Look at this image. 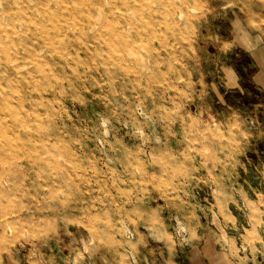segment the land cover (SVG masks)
Wrapping results in <instances>:
<instances>
[{"label":"rangeland","instance_id":"374dc122","mask_svg":"<svg viewBox=\"0 0 264 264\" xmlns=\"http://www.w3.org/2000/svg\"><path fill=\"white\" fill-rule=\"evenodd\" d=\"M135 1L0 3V264H264V0Z\"/></svg>","mask_w":264,"mask_h":264},{"label":"bare ground","instance_id":"6f19581e","mask_svg":"<svg viewBox=\"0 0 264 264\" xmlns=\"http://www.w3.org/2000/svg\"><path fill=\"white\" fill-rule=\"evenodd\" d=\"M38 4L31 7L30 3H33L34 0H6V2L0 3L5 7L4 13L10 14V11L14 9H18L19 11L23 9H30L33 14H40L41 18H45L47 14H54L56 7L61 8L63 6V0H36ZM136 3L145 6L148 11L155 12L156 15L162 14L164 17V0H136ZM189 2V1H188ZM93 5L97 7V14L96 20L92 21L89 19L87 23H83L82 27L78 28L79 34L85 36L88 32H93L98 23L104 18L105 16V9L102 0H93ZM91 14L90 12L88 13ZM182 16V13H181ZM162 18V17H161ZM19 20V19H17ZM13 23L8 20L9 24L3 23V18L0 19V70H4L11 65H15V60L11 58H7L8 55L12 54H23V53H37V49L35 51H31L30 49L26 48L25 46L21 45L22 41L18 39V35H20L23 29V22ZM32 21V19H31ZM126 25H130L129 22ZM124 29H126L124 27ZM122 29V30H124ZM131 29V25H130ZM123 34V31H121ZM136 41H132L130 38H125L124 43L122 45V52L121 53H137L135 48ZM77 53H81L82 50H86L83 46L76 45L74 47Z\"/></svg>","mask_w":264,"mask_h":264},{"label":"crops","instance_id":"0c3cea01","mask_svg":"<svg viewBox=\"0 0 264 264\" xmlns=\"http://www.w3.org/2000/svg\"><path fill=\"white\" fill-rule=\"evenodd\" d=\"M259 47V46H258ZM252 51H254V50H252ZM252 51H246L247 53H252ZM255 53H260V55H261V57H262V65H260L262 68H264V48L263 47H260L258 50L256 49V51H255ZM255 62V61H254ZM260 70L261 71H263L261 68H260ZM206 247V246H205ZM204 247V248H205ZM192 256H194L193 257V261H192V264H211L210 262H211V260H208V258L207 259H205V260H203V258L201 257H199V256H202V253H199L198 251H196L195 253H194V255H192Z\"/></svg>","mask_w":264,"mask_h":264}]
</instances>
